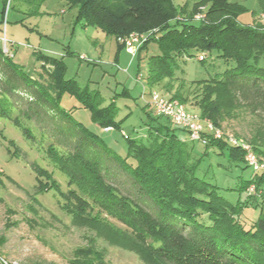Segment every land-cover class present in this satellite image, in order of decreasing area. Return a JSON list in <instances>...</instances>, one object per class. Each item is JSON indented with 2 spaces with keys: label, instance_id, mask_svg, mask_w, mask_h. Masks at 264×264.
I'll use <instances>...</instances> for the list:
<instances>
[{
  "label": "rangeland",
  "instance_id": "1",
  "mask_svg": "<svg viewBox=\"0 0 264 264\" xmlns=\"http://www.w3.org/2000/svg\"><path fill=\"white\" fill-rule=\"evenodd\" d=\"M186 1L173 0L178 7ZM191 1L188 0L189 7ZM238 1L247 8L239 15V21L256 20L264 24V11L260 12L255 0ZM199 8L201 17L205 8ZM75 14L76 9L69 8L63 0H43L38 5L0 0V19H3L0 46L32 80L30 85L22 84L14 92L7 115H0V256L17 264H68L74 250L85 247L87 240L93 239L109 264H151L136 250L137 238L131 237L133 232L90 202L83 204L72 190L70 199L83 206L73 211L67 198L61 197V192L72 189L73 185L51 157L61 159L66 154L80 155V152L87 158L96 155L100 163L94 160L105 181L134 202L151 206L118 162L127 154L126 138L148 143L151 136L148 131H152L150 126L157 117L150 105L154 92L177 101L200 118L199 111L190 102L171 96L178 89L179 80L163 78L156 84L149 83L148 57L158 52L154 42L139 55L130 54L118 41L128 34L117 38L107 35L100 28L75 21ZM201 53L192 50L179 57L176 75L186 81L220 78L233 65L216 51L204 52L201 61L198 58ZM41 54L62 60L64 80L72 79L75 86L95 93L100 98L98 108L114 106L113 120L119 122V127L110 125L111 129L103 130L105 127L93 120L90 108L67 90L57 100L58 107L64 111L61 115L51 102L36 99L35 87L43 89L45 97H54L48 77L52 68L38 57ZM86 96L95 100L92 95ZM158 120L169 123L181 140L188 139L187 131L180 126L165 117ZM200 122L206 124L202 119ZM80 127L94 134L96 142L90 141ZM215 128L223 134V139L247 138L250 134L245 121L239 119L226 120ZM203 135L208 133L205 131ZM189 143L194 157L200 158L197 176L216 184L221 196L229 202L240 203L239 220L243 226H250L264 207V181L258 189L251 183L241 190L240 184L254 174L251 167L231 160L225 149L206 148L198 141ZM102 145L108 149L107 153ZM258 160L264 169V157ZM127 161L132 162L130 157ZM41 168L45 170L43 174L55 181V186L47 185L46 178L39 175L37 169ZM78 172L80 169H69L76 177ZM40 181L46 185L44 189Z\"/></svg>",
  "mask_w": 264,
  "mask_h": 264
},
{
  "label": "trees",
  "instance_id": "2",
  "mask_svg": "<svg viewBox=\"0 0 264 264\" xmlns=\"http://www.w3.org/2000/svg\"><path fill=\"white\" fill-rule=\"evenodd\" d=\"M20 1L38 5L43 0ZM63 1L76 9L75 21L84 26L100 28L115 38L131 32L148 35L137 49V55L147 50L151 42L156 44L158 52L148 57L149 83L156 84L163 78L179 80V87L171 96L190 102L205 123L220 127L226 120L245 121L249 137L237 136V143L233 145L223 137L214 139L208 134L206 148L225 149L231 160L246 163L243 143L257 157H264V24L256 20L239 21V15L247 8L238 0H192L190 7L188 0L180 7L173 0ZM255 2L260 12L264 11V0ZM200 6L205 10L196 18L202 11ZM192 50L201 54L216 51L233 65L220 78L186 81L176 75L177 59ZM38 57L51 65L48 77L54 97H45L44 90L35 87L36 99L51 102L61 115L64 111L58 107L57 100L67 90L90 108L93 120L102 127H119V122L113 120L114 106L98 108L100 98L95 93L75 86L72 79L64 80L62 60L43 54ZM30 80L29 74L0 46V115H5L11 107L14 92L22 84L30 85ZM86 95L94 96L95 100ZM160 117L164 116L157 114L150 126L148 143L126 138L127 154L118 161L151 206H143L118 193L101 175L98 157L87 158L80 151V155L66 154L61 159L51 157L73 185L72 189L61 192V197L69 198L66 202L72 204L74 212L82 209V204L80 207L70 199L73 190L83 204L90 202L122 223L134 233L130 236L137 238L136 250L141 258L151 264H264V207L250 226H243L239 220L242 205L229 202L221 196L216 184L197 176L200 158L194 157L189 143L194 140L188 133V139L181 140L169 123L158 120ZM81 130L90 141L96 142L94 134ZM129 157L132 162L127 161ZM70 168L80 169L78 177L69 173ZM37 170L46 178L47 185L55 186V181L43 174L44 169ZM260 171L261 175L254 171L239 188L246 190L254 183L258 189L264 181V169ZM45 186L40 181V187ZM87 244L74 250L68 264H109L93 239H88Z\"/></svg>",
  "mask_w": 264,
  "mask_h": 264
},
{
  "label": "built area",
  "instance_id": "3",
  "mask_svg": "<svg viewBox=\"0 0 264 264\" xmlns=\"http://www.w3.org/2000/svg\"><path fill=\"white\" fill-rule=\"evenodd\" d=\"M197 18L199 14H197ZM148 38V35L145 33L131 32L126 37L118 38V41L126 47V50L130 54H135L137 49L145 42ZM4 39V38H3ZM5 40H3V48L6 51ZM203 54H199L198 58L203 59ZM150 105L153 107L154 111L158 115L169 118L173 123L185 129L189 135V138L201 142L202 144L206 143L207 135H203L206 131L208 134H211L213 138L219 139L223 137V134L217 130L211 123H206L205 125L201 124V120L198 115L194 112L187 111L181 104L175 100H170L165 98L164 95L159 93H152ZM110 127H105L103 130H109ZM227 141L231 144H236V139L228 136ZM241 148L244 150V159L249 167L253 171H259L262 169V165L258 160V157L246 144H241ZM0 264H17L15 261H9L0 256Z\"/></svg>",
  "mask_w": 264,
  "mask_h": 264
}]
</instances>
